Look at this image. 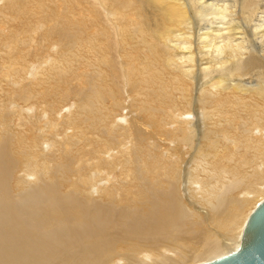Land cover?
I'll return each mask as SVG.
<instances>
[{"label": "bare ground", "instance_id": "bare-ground-1", "mask_svg": "<svg viewBox=\"0 0 264 264\" xmlns=\"http://www.w3.org/2000/svg\"><path fill=\"white\" fill-rule=\"evenodd\" d=\"M263 199L264 0H0V264H201Z\"/></svg>", "mask_w": 264, "mask_h": 264}, {"label": "water", "instance_id": "water-1", "mask_svg": "<svg viewBox=\"0 0 264 264\" xmlns=\"http://www.w3.org/2000/svg\"><path fill=\"white\" fill-rule=\"evenodd\" d=\"M201 264H264V199L247 216L237 248Z\"/></svg>", "mask_w": 264, "mask_h": 264}, {"label": "rangeland", "instance_id": "rangeland-1", "mask_svg": "<svg viewBox=\"0 0 264 264\" xmlns=\"http://www.w3.org/2000/svg\"><path fill=\"white\" fill-rule=\"evenodd\" d=\"M36 64H37V62H33V68H35V66H36ZM46 98H48V99H45L46 100V102H51L50 100H52V98H50V97H46ZM53 100H55V98H53ZM32 103H34V102H32ZM58 104V105H57ZM60 105V106H59ZM57 107H61V101H60V103L58 102V99L56 100V108ZM25 109V108H24ZM58 109V108H57Z\"/></svg>", "mask_w": 264, "mask_h": 264}]
</instances>
